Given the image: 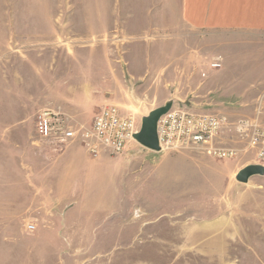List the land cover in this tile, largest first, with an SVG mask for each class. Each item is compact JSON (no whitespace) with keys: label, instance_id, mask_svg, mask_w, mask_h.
I'll use <instances>...</instances> for the list:
<instances>
[{"label":"rangeland","instance_id":"obj_1","mask_svg":"<svg viewBox=\"0 0 264 264\" xmlns=\"http://www.w3.org/2000/svg\"><path fill=\"white\" fill-rule=\"evenodd\" d=\"M234 38L187 31L177 0H0V264H264V160L233 126L264 95L208 77ZM168 104L225 117L219 144L237 156L132 143L101 151L99 181L65 206H31L28 153L61 150L36 134L39 111L87 128L115 105L141 127ZM250 166L262 172L238 181Z\"/></svg>","mask_w":264,"mask_h":264},{"label":"crops","instance_id":"obj_2","mask_svg":"<svg viewBox=\"0 0 264 264\" xmlns=\"http://www.w3.org/2000/svg\"><path fill=\"white\" fill-rule=\"evenodd\" d=\"M177 7L187 31L236 37L220 41L216 46L219 55L209 64L213 70L208 76L210 79L218 77L227 81L223 94L232 95L233 89L243 87L258 89V94L264 95V0H177ZM212 64L218 66L212 67ZM205 65L207 67V63ZM252 109L249 119L262 122L263 107L253 106ZM15 132V129L8 131L12 137L17 134ZM0 134V141H3V131ZM0 148H3L2 143ZM102 154L90 157L79 140L57 152L50 145L29 152L31 206L50 208L55 200L62 207L67 200L76 197V192L89 189L99 181L100 171L94 165L99 164ZM11 168L19 172V162L13 163Z\"/></svg>","mask_w":264,"mask_h":264},{"label":"built area","instance_id":"obj_3","mask_svg":"<svg viewBox=\"0 0 264 264\" xmlns=\"http://www.w3.org/2000/svg\"><path fill=\"white\" fill-rule=\"evenodd\" d=\"M212 64V67H217ZM227 119L215 113H199L187 107H170L157 121L156 136L159 150L156 153L196 146L215 159H233L237 151L218 144ZM35 132L43 139L59 145L60 149L79 140L92 158L101 151L122 156L132 143L139 145L135 134L140 126L132 116L125 115L115 105H105L93 117L89 127H73L64 117L52 110L35 115ZM235 131L248 138V146L258 160H264V128L256 120L241 119L233 124ZM27 230H35L27 225Z\"/></svg>","mask_w":264,"mask_h":264},{"label":"water","instance_id":"obj_4","mask_svg":"<svg viewBox=\"0 0 264 264\" xmlns=\"http://www.w3.org/2000/svg\"><path fill=\"white\" fill-rule=\"evenodd\" d=\"M170 106L171 104H168L163 108L156 109L152 111L147 117L142 119L141 127L135 134V140L139 145L151 151L159 150L156 136L157 121L160 116L167 112ZM261 172V167L250 166L239 172L237 180L240 182H245L251 175L260 174Z\"/></svg>","mask_w":264,"mask_h":264}]
</instances>
